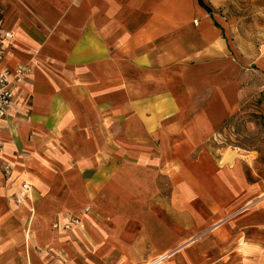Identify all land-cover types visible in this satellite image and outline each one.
Returning <instances> with one entry per match:
<instances>
[{
    "label": "crops",
    "instance_id": "crops-1",
    "mask_svg": "<svg viewBox=\"0 0 264 264\" xmlns=\"http://www.w3.org/2000/svg\"><path fill=\"white\" fill-rule=\"evenodd\" d=\"M201 1L0 0V71L32 70L0 121V264H264L256 152L218 142L264 49L242 65Z\"/></svg>",
    "mask_w": 264,
    "mask_h": 264
},
{
    "label": "rangeland",
    "instance_id": "rangeland-1",
    "mask_svg": "<svg viewBox=\"0 0 264 264\" xmlns=\"http://www.w3.org/2000/svg\"><path fill=\"white\" fill-rule=\"evenodd\" d=\"M205 3L225 22L226 36L242 65L264 49V0H205ZM250 78L244 88L245 105L238 116L221 128L218 142L226 149L256 152L250 172L264 178V80L254 73ZM10 178L7 176V180Z\"/></svg>",
    "mask_w": 264,
    "mask_h": 264
},
{
    "label": "built area",
    "instance_id": "built-area-1",
    "mask_svg": "<svg viewBox=\"0 0 264 264\" xmlns=\"http://www.w3.org/2000/svg\"><path fill=\"white\" fill-rule=\"evenodd\" d=\"M1 27V24H0ZM0 42L7 46L14 44V33L8 30L0 32ZM3 60V54L0 52V61ZM32 70L28 65H17L12 69L0 71V121L4 120L10 113L16 96L20 93L22 86L26 83ZM2 144L0 142V150ZM11 169H4V173L10 176ZM30 185L23 183L18 192L13 193V198L16 204L23 203L30 195ZM72 224L78 223L77 220H71Z\"/></svg>",
    "mask_w": 264,
    "mask_h": 264
},
{
    "label": "bare ground",
    "instance_id": "bare-ground-1",
    "mask_svg": "<svg viewBox=\"0 0 264 264\" xmlns=\"http://www.w3.org/2000/svg\"><path fill=\"white\" fill-rule=\"evenodd\" d=\"M171 254H164L158 257L154 262H148L147 264H161L165 259H167Z\"/></svg>",
    "mask_w": 264,
    "mask_h": 264
},
{
    "label": "trees",
    "instance_id": "trees-1",
    "mask_svg": "<svg viewBox=\"0 0 264 264\" xmlns=\"http://www.w3.org/2000/svg\"><path fill=\"white\" fill-rule=\"evenodd\" d=\"M198 2L200 4V6H202L206 11H208L209 13H211L210 12V9L206 5H204L201 0H198Z\"/></svg>",
    "mask_w": 264,
    "mask_h": 264
}]
</instances>
